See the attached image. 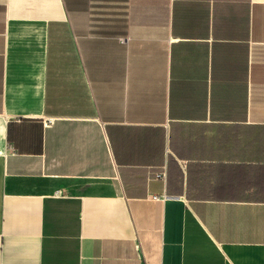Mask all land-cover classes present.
Segmentation results:
<instances>
[{"label": "crops", "instance_id": "0c3cea01", "mask_svg": "<svg viewBox=\"0 0 264 264\" xmlns=\"http://www.w3.org/2000/svg\"><path fill=\"white\" fill-rule=\"evenodd\" d=\"M0 264H264V0H0Z\"/></svg>", "mask_w": 264, "mask_h": 264}]
</instances>
